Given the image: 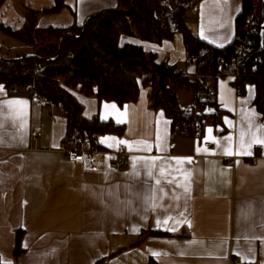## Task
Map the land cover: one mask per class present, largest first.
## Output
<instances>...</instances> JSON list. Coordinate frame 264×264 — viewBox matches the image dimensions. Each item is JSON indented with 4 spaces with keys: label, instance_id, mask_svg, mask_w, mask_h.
<instances>
[{
    "label": "crops",
    "instance_id": "crops-1",
    "mask_svg": "<svg viewBox=\"0 0 264 264\" xmlns=\"http://www.w3.org/2000/svg\"><path fill=\"white\" fill-rule=\"evenodd\" d=\"M118 3L66 0L51 12L55 0H5L0 22L20 30L33 9L40 28L81 25ZM243 3L198 0L187 24L202 40L224 47L236 38ZM120 42L184 65L192 81L207 75L184 60L181 32L160 43L130 35ZM33 52L0 31L1 58ZM207 76L216 91L209 107L216 111L204 112L201 133L174 129L165 111L152 106L149 85L123 105L73 89L84 118L123 125L121 133L86 141L82 163L66 153L68 118L61 105L36 103L38 94L14 93L0 83L2 263L264 264V113L254 103L256 85L237 92L232 74ZM205 93L198 82L178 89V102L186 111Z\"/></svg>",
    "mask_w": 264,
    "mask_h": 264
},
{
    "label": "trees",
    "instance_id": "trees-1",
    "mask_svg": "<svg viewBox=\"0 0 264 264\" xmlns=\"http://www.w3.org/2000/svg\"><path fill=\"white\" fill-rule=\"evenodd\" d=\"M197 1L191 0L189 5L186 0H119L116 7L91 15L81 25L47 28L38 27V11L27 9L22 29L14 30L0 22V31L32 45L34 52L10 59L0 57V83L9 88L32 83L34 93L61 105L68 118L69 147L75 145L73 136L88 135L93 143L103 133L123 130V125L111 120L84 118L73 89L123 105L137 100L141 85H149L152 106L165 111L174 129L186 127L201 133L206 114L195 117L187 113L177 97L178 89L198 81H192L167 60L157 61L156 54L147 52L142 45L120 42L122 35H130L160 43L181 32L187 53L197 55L201 73L214 77L236 74L234 84L241 92L248 83H254V103L264 113V62L257 70H252L248 63L236 67L233 57L236 38L218 47L195 35L187 24V16ZM4 2L0 0V7ZM243 2L237 33L244 16L254 10L258 0ZM65 6L66 0H55L47 11L57 12ZM20 251L17 246L15 253Z\"/></svg>",
    "mask_w": 264,
    "mask_h": 264
},
{
    "label": "built area",
    "instance_id": "built-area-1",
    "mask_svg": "<svg viewBox=\"0 0 264 264\" xmlns=\"http://www.w3.org/2000/svg\"><path fill=\"white\" fill-rule=\"evenodd\" d=\"M186 1L189 5L191 4V0ZM261 5H264V0H258V2L255 4L254 10L245 15L242 20L240 29L236 35L235 47L233 51L234 63L236 67L248 63L252 70H257L264 62V56L262 55V51L264 50V33L261 34L262 23L264 22V7H262ZM173 26H175V23H173ZM185 61L187 64L197 63V55L193 53L188 54L185 58ZM232 75L234 79H236L237 75ZM197 81L199 82L200 86L206 91V93L204 97L200 96L194 103L186 107L187 113H192L195 115L203 114L205 109L211 105V99L216 94L215 89L209 86V76L198 74ZM33 88L34 86L32 83H27L21 88L13 86L10 89L14 93H17L20 90H24L33 94ZM236 90L237 92H241L240 88L237 86ZM33 100L34 102L39 104L52 102L43 95H37L33 98ZM186 132V128L180 130L181 134H185ZM72 140L75 141V145L68 147L66 149V153L71 160L77 163H82L85 156L84 143L86 141H89V136H73ZM204 145L208 146L210 145V143L208 141H205ZM255 147H257V145H255ZM236 160V156L228 157V161L230 163H235ZM111 165L116 168L120 167V165L116 162L111 163ZM0 264H3L1 260ZM234 264H240V261L238 259H234Z\"/></svg>",
    "mask_w": 264,
    "mask_h": 264
},
{
    "label": "water",
    "instance_id": "water-1",
    "mask_svg": "<svg viewBox=\"0 0 264 264\" xmlns=\"http://www.w3.org/2000/svg\"><path fill=\"white\" fill-rule=\"evenodd\" d=\"M263 33H264V22L262 23V27H261V34H263ZM215 111H216V109L214 107H207L204 112L205 113H212Z\"/></svg>",
    "mask_w": 264,
    "mask_h": 264
},
{
    "label": "rangeland",
    "instance_id": "rangeland-1",
    "mask_svg": "<svg viewBox=\"0 0 264 264\" xmlns=\"http://www.w3.org/2000/svg\"><path fill=\"white\" fill-rule=\"evenodd\" d=\"M194 8V7H193ZM186 57V56H185ZM185 60V59H184ZM181 66H183V67H181ZM180 66V69L182 70V71H184V72H186V68L184 67V65H181ZM191 77H192V75H191ZM192 79V78H191ZM203 94H204V92H203Z\"/></svg>",
    "mask_w": 264,
    "mask_h": 264
},
{
    "label": "snow or ice",
    "instance_id": "snow-or-ice-1",
    "mask_svg": "<svg viewBox=\"0 0 264 264\" xmlns=\"http://www.w3.org/2000/svg\"><path fill=\"white\" fill-rule=\"evenodd\" d=\"M261 143H264V141H260Z\"/></svg>",
    "mask_w": 264,
    "mask_h": 264
}]
</instances>
